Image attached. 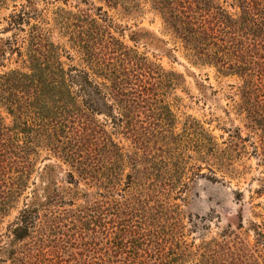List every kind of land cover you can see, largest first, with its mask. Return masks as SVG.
<instances>
[{
    "label": "trees",
    "instance_id": "1",
    "mask_svg": "<svg viewBox=\"0 0 264 264\" xmlns=\"http://www.w3.org/2000/svg\"><path fill=\"white\" fill-rule=\"evenodd\" d=\"M26 1L5 28L24 35L0 38V59L12 52L21 63L0 71V224L21 205L4 234L0 225V264H264V219L250 221L252 242L225 232L194 244L172 215L166 195L181 181L179 160L170 146L144 150L156 133L170 138L171 116L157 125L143 110L182 74L125 43L105 13L64 10L90 26L88 38L73 43V62L47 28L30 24L37 8ZM151 4L190 62L237 79V114L264 164V0ZM129 39L176 58L154 32L131 30ZM115 134L129 138L131 149ZM228 135L227 149L244 146L239 127ZM224 154L226 167L231 154ZM259 181L264 188V176Z\"/></svg>",
    "mask_w": 264,
    "mask_h": 264
},
{
    "label": "rangeland",
    "instance_id": "2",
    "mask_svg": "<svg viewBox=\"0 0 264 264\" xmlns=\"http://www.w3.org/2000/svg\"><path fill=\"white\" fill-rule=\"evenodd\" d=\"M30 1L37 8L36 13L31 15L34 19H30V24L39 22L47 28L48 37L68 51L74 57L73 62L77 61L73 43L81 38L87 39L90 26L72 19L65 11L73 14L83 11L91 16L99 12L105 13L117 25L114 34H121L129 46L145 51L150 58L155 57L165 69L182 74L183 80L173 88L159 90L161 94L156 97L155 105L143 110L145 114H154L151 119L157 125L161 124L162 116H171L170 138L166 131H161L144 143V150L147 148V151L153 152H158L156 149L159 147L170 146L179 160L177 167L180 172H175V175H181V181L175 183L166 195L167 202L175 204L176 214L169 212V215L176 216L184 223L186 238L194 244L213 237L220 238V234L225 232L230 238L237 235L252 242V234L247 229L250 221L264 219V188L259 181L264 176V164L258 163L250 146L255 136L244 128L241 116L237 114V79L223 76L213 67L190 62L179 42L172 43L166 34L162 17L151 0H130L125 5L120 0L114 4L107 0ZM23 4H27V1L0 0V38H10L15 32L19 37L24 35L15 29H5L8 15ZM64 15L68 16L67 20H64ZM24 27L28 29V26ZM137 29L149 30L168 40L167 46L174 48L176 58L172 59L152 46L130 40L129 32ZM16 56L7 52L0 59V71L21 66ZM1 111L6 122H9L10 116L3 109ZM97 117L102 121L103 115ZM235 127L240 128L241 136H246L244 146L240 143L235 148L227 149L228 134ZM155 128L160 130L162 127ZM108 129L111 127L108 126ZM115 136L125 150L131 149L129 138H124L122 134ZM224 149L231 154L226 167L219 164L224 160ZM63 169L66 170L65 165ZM62 176L63 172L59 170V181H62ZM153 201V198L150 199L149 204H153ZM20 206L18 204L3 218L1 234L13 222Z\"/></svg>",
    "mask_w": 264,
    "mask_h": 264
}]
</instances>
